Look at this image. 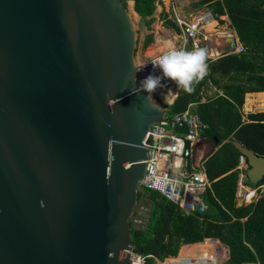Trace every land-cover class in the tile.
Listing matches in <instances>:
<instances>
[{"label": "water", "instance_id": "obj_1", "mask_svg": "<svg viewBox=\"0 0 264 264\" xmlns=\"http://www.w3.org/2000/svg\"><path fill=\"white\" fill-rule=\"evenodd\" d=\"M129 1L0 0V264L143 253L130 217L167 107L140 87ZM234 144L263 180L264 155Z\"/></svg>", "mask_w": 264, "mask_h": 264}, {"label": "trees", "instance_id": "obj_2", "mask_svg": "<svg viewBox=\"0 0 264 264\" xmlns=\"http://www.w3.org/2000/svg\"><path fill=\"white\" fill-rule=\"evenodd\" d=\"M156 1L134 0L135 10L147 25L154 21ZM198 5H208L216 17L227 15L245 47L243 52L208 62V73L193 85L194 91L180 88L167 105L170 113H177L195 104V111L208 125L205 137L218 146L204 162L212 181L206 192L210 208L184 215L157 191L145 189L151 200L150 217L145 230L136 229L130 221L133 243L145 255L165 259L176 256L183 244L215 239L218 250L225 252L221 242L227 245L224 264H264V195L255 203L237 206L238 171L234 170L241 154L234 141L264 155V112L250 113L245 122L240 111L245 93L264 91V0H201ZM164 16L166 27L180 32L177 23L167 13ZM152 40L149 34L144 45ZM208 87L215 89L213 94L207 93ZM138 195L142 196L140 191ZM154 261L149 256L146 264Z\"/></svg>", "mask_w": 264, "mask_h": 264}, {"label": "built area", "instance_id": "obj_3", "mask_svg": "<svg viewBox=\"0 0 264 264\" xmlns=\"http://www.w3.org/2000/svg\"><path fill=\"white\" fill-rule=\"evenodd\" d=\"M215 18L212 10L209 9L207 11H191L188 14L175 13L173 20L180 27V32H176L180 39L176 48L187 51L206 48L209 51L210 58L219 57L218 49L224 45L222 37L236 35V32L230 28L223 31L222 36H218V30L207 29L206 26ZM244 50L245 47L237 39L233 52L240 53ZM166 51L168 49L152 56L146 64L140 63V67L144 66L140 70L144 78L149 74H160L158 69L153 68L152 61ZM161 89L175 92L177 95L180 87L171 80H164L163 86L154 93L165 101V96L159 92ZM247 95L243 106L247 103ZM192 106L193 104L186 110L177 113H170L167 108L162 121L152 124L145 140L149 157L146 160L144 176L140 180V187L149 191H157L168 201L177 205L184 215H196L209 210L206 192L212 183L204 165L205 158L200 157L201 145L206 146V142L198 140L201 137L206 139L208 125ZM243 106L240 109L243 121L248 120L250 113H257L253 105L245 106V109H243ZM248 168L247 158L241 153L238 165L234 168L235 171H238L239 176L235 193L237 206L255 203L264 195V182L255 186L249 184ZM148 210L149 215L143 205L138 209L134 219L136 224H133L136 229L145 230L147 227L151 206ZM207 238L212 237H206L205 239ZM179 253L180 250L176 256L160 259L152 254L145 255L144 253L131 252L130 260L132 264H146L147 258L151 256L155 259L153 264H166L167 261H170L169 264H173L168 258L175 259ZM183 264H209V261L199 262L197 259H189Z\"/></svg>", "mask_w": 264, "mask_h": 264}, {"label": "rangeland", "instance_id": "obj_4", "mask_svg": "<svg viewBox=\"0 0 264 264\" xmlns=\"http://www.w3.org/2000/svg\"><path fill=\"white\" fill-rule=\"evenodd\" d=\"M201 0H157L156 1V10L153 14L154 16V21L150 24L147 25L145 20L141 18V16L134 17V22L136 26V31H137V48H136V60L137 63H144L146 64L149 59L152 56H155L159 54L160 52L166 50L167 48H159L162 42H159V40H167L171 39L174 42V45H179L180 39L179 36L176 34L177 31L166 27L165 22L166 18L164 16L165 13L168 14V18L174 17V14L178 13H186L188 12H193V11H207V9L210 10L208 5H198V3ZM221 20H224V22H220V30L217 32L218 36L225 30H228L231 28L229 26L230 20L227 15L220 16L219 17ZM160 25V26H159ZM217 24L214 23H209V25L206 26L207 29H218ZM158 26L160 29H158ZM216 26V27H215ZM215 31V33H217ZM179 33V32H177ZM152 34L153 35V40L151 44L148 46H145V40L147 39L148 35ZM174 35V36H173ZM160 36V37H159ZM158 44V45H157ZM204 47V46H203ZM215 90L213 87H208L207 93L208 94H213ZM210 91V92H209ZM159 92L167 96L169 100L171 101L173 98V95L176 93L175 92H169V91H164V90H159ZM164 101V100H163ZM165 105L168 104V102L164 101ZM245 104L243 106V109H245ZM196 109V105L193 104V106ZM259 112H264V111H259ZM258 113V112H257ZM209 139V138H208ZM204 140V139H203ZM211 139L207 140L205 139L203 142H206V146H202V149L200 150V157H206L211 153L214 148H215V143L210 141ZM202 142V143H203ZM139 191L141 192L142 196L139 198L137 204L135 206V209L133 211V214L130 217V220L133 222V224H136L134 219L136 217V213L138 212V209L140 206H144L146 209V213L149 215V208L151 205V200L150 198L145 194V189L143 187L139 188ZM224 250L225 252H222L217 249L216 247V240L213 239L209 242L205 243H193V244H186L183 245L180 249L179 255L175 259H168L171 260L173 264H183L189 259H197L199 262H206L209 261V264H224L228 257L225 258V254H227V245L223 242ZM170 261H167L166 264H169Z\"/></svg>", "mask_w": 264, "mask_h": 264}, {"label": "clouds", "instance_id": "obj_5", "mask_svg": "<svg viewBox=\"0 0 264 264\" xmlns=\"http://www.w3.org/2000/svg\"><path fill=\"white\" fill-rule=\"evenodd\" d=\"M221 16H224V15H221ZM219 17L215 18V20L217 21V25H218V29H215V30H218V31L220 30L219 26L221 22V19ZM229 26L231 25L229 24ZM231 29L235 31V29H233L232 27ZM219 36H222V35L220 34ZM234 36L236 37V41L237 39L240 41L237 35V32H236V35ZM223 39H224V36L222 37V40ZM165 47L168 49V51H166L165 53H163L162 55H160L159 57H157L155 60L152 61L153 68L158 69L160 74L158 75L149 74L142 81H140L141 89L148 94H152L158 88L162 87L164 80H171L175 82L176 85L182 88L185 92L192 93L194 91L193 85L203 80V78L207 75L208 62L214 61L222 57L220 55L219 57H216L214 59L210 58L209 51L206 48H196L192 51L177 49L172 42H166ZM233 51L229 52L228 54L235 53ZM143 67L144 66L139 67L138 70H142ZM247 93H255V92H247ZM247 93H245V96L247 95ZM177 95L175 96V98L177 97ZM244 101H245V98H244ZM169 104L171 103H168L165 106L167 107V105ZM216 147L217 146L215 145V148ZM203 158H205L206 160L207 156ZM249 168H250V164H249ZM247 176H248V170H247ZM238 179H239V176H238ZM248 179H249V176H248ZM262 182H264V178L258 183H252L249 179V184L253 186L260 184ZM221 243L223 244V242Z\"/></svg>", "mask_w": 264, "mask_h": 264}, {"label": "bare ground", "instance_id": "obj_6", "mask_svg": "<svg viewBox=\"0 0 264 264\" xmlns=\"http://www.w3.org/2000/svg\"><path fill=\"white\" fill-rule=\"evenodd\" d=\"M129 4H130L129 5L130 6V10H131L133 16L138 17L139 14L137 13V11L134 8V1L130 0ZM210 23L217 24V21L216 20H212ZM159 26H158V29H160ZM218 33H220V32H218ZM159 42H162L161 44H159L160 45L159 48H161V47L166 48L165 47L166 42H172L174 44L173 40H171V39H167V40L165 39L163 41L159 40ZM247 98H248L247 99V103H246L247 107H249L250 105H253L257 112L264 111V91H259V92L248 94ZM165 99H166V96H165ZM166 102H168L167 99H166ZM200 139L201 138H199L198 140H200Z\"/></svg>", "mask_w": 264, "mask_h": 264}, {"label": "crops", "instance_id": "obj_7", "mask_svg": "<svg viewBox=\"0 0 264 264\" xmlns=\"http://www.w3.org/2000/svg\"><path fill=\"white\" fill-rule=\"evenodd\" d=\"M133 1H134V0H133ZM209 23H210V22H209ZM208 25H209V24H208ZM216 26H218V25H216ZM216 26H215V27H216ZM215 29H216V28H215ZM212 90H213V89H212ZM213 91H214V90H213ZM209 92H210V91H209ZM166 99H167L168 102H170V100H169V98H168L167 96H166ZM248 120H249V119H248ZM245 122H246V121H245ZM216 138H217V137H216ZM203 139L205 140V138L201 137L200 140H203ZM206 139L209 140V139H211V138L208 139V137H206ZM204 140H203V141H204ZM216 140H218V138H217ZM210 141L213 142L212 139H211ZM217 148H218V146H217V147H216L211 153H209V155L207 156V158H208L210 155H212V154L217 150ZM212 240H213V239H212Z\"/></svg>", "mask_w": 264, "mask_h": 264}]
</instances>
